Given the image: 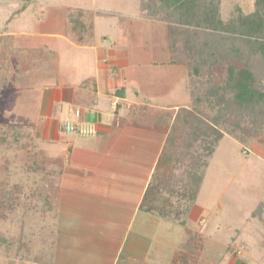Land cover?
<instances>
[{
    "label": "crops",
    "instance_id": "0c3cea01",
    "mask_svg": "<svg viewBox=\"0 0 264 264\" xmlns=\"http://www.w3.org/2000/svg\"><path fill=\"white\" fill-rule=\"evenodd\" d=\"M75 11L84 12L69 0H0V91L10 92L13 106L33 115L24 126L33 128L40 155L56 172L49 188L85 180L76 190L78 203L90 199L94 211L84 238L58 244V237H46L33 264L191 263L193 250L204 249L202 227L209 221V209L200 216L201 226L195 211L198 200L185 224L151 209L156 196L151 188L168 136L167 113L174 119L179 108L191 102L184 91L188 68L171 61L169 25L142 14L140 0L142 18L166 23L158 29L163 36L155 32L149 41L161 42L154 43L155 53L167 56L153 62L169 75L155 73L148 79L135 73L144 48L134 46L128 31L122 29L118 37L119 44L127 39L125 47L112 36L104 35L100 42L93 39V26L80 33L73 29L69 14ZM81 15L85 22V13ZM124 57L127 63L121 61ZM67 121L93 127L94 132H67ZM253 154L264 162V147ZM58 211L51 204L45 218L50 214L56 220ZM254 211L252 219L259 218L258 229L264 233V195ZM244 232L239 229L232 236L233 243L226 245L216 264H264L263 233L252 249L241 237ZM69 234L83 235L80 230Z\"/></svg>",
    "mask_w": 264,
    "mask_h": 264
},
{
    "label": "rangeland",
    "instance_id": "374dc122",
    "mask_svg": "<svg viewBox=\"0 0 264 264\" xmlns=\"http://www.w3.org/2000/svg\"><path fill=\"white\" fill-rule=\"evenodd\" d=\"M149 2L154 4V0L144 2L148 8L145 9L147 14L157 17V20L166 19L174 44V55L189 67V108L194 114L190 116L189 113L182 112L184 107L179 108V120H176L174 126L178 128L180 140L177 148L169 154L170 161L160 184L163 190L155 196L151 209L165 214L169 220L187 223L196 202L191 204V196H184L188 188H197L194 187L195 181L191 177L193 169L196 168L194 158L199 155L205 164L208 146L206 140L216 138L215 129L220 131L222 138L206 168L200 196L198 194L196 199L198 201L195 211L199 225L202 223L200 216L206 215V208L209 209V221L202 227L206 234L204 249L193 250V261L188 263L207 264L208 261L216 264L219 263L226 245L233 243L232 236L239 229L245 231L241 237L251 244L252 249L257 248L264 236L258 229L259 218L252 219L256 201L264 195V162L257 161L253 154L255 149L264 147V114L255 119V123L260 126V129H255L257 125L247 121L248 116H243L240 112L243 110L237 109V105L227 109L233 100V93L226 84L228 72L226 65L217 63L212 55L214 51L218 55L226 56L227 51L224 48L217 49L220 43L215 42L213 33H195L193 26L170 19L167 11L161 10L167 0H157L154 6H149ZM69 3L83 9L85 26L82 28L83 31H88L93 26V39L100 41L104 35L112 36L116 38L118 45L125 47L127 39H121L125 42L119 44L121 30H126L133 36L134 46L142 50L144 48L137 64L140 71H135L136 74H145L148 79L155 73L159 75L166 72L169 75L168 71L153 62L167 56L155 53L161 42L156 41V38L149 41V37L155 32L163 36L158 29L161 25L166 26V23L142 18L139 14L140 0H69ZM252 11L254 0L220 2V14L224 21H229L239 12ZM164 34L166 36V31ZM208 41L211 42L209 46ZM156 42L158 45L154 44ZM251 47L254 48V45ZM109 49L111 50L110 47L107 48L108 51ZM247 49L245 54L248 56L243 63L240 61L241 65L248 63L254 68L257 85L264 89L262 56L258 52H252L250 47ZM141 56H144L145 61ZM227 57H231L230 54ZM121 61L127 63V58L124 57ZM167 88L170 87L167 85ZM30 115L32 114L28 109L13 106V95L10 92L0 91V124H13L24 128L16 135L7 134L4 143H0V264H33V255L38 252L46 237H58V244H63V240L67 239L72 241V238L78 243V237L84 238V233L90 229L91 226L87 223L92 221L91 214H94L90 199H83L78 203L79 193L76 190L82 188L79 185L85 180L78 181L75 186L72 183L71 186L49 188L56 172L48 168L44 156L40 155L33 137V128L30 125L24 126L29 117L33 121V115ZM48 191L49 201L45 197ZM85 194L83 191L80 195ZM49 203L59 210L54 213L56 220L50 218V214L49 218H45L46 209L51 207ZM254 213L258 214L259 211L255 210ZM77 230L83 235L74 237L69 234H74ZM48 245L50 244H47V249ZM255 251L251 250L253 253Z\"/></svg>",
    "mask_w": 264,
    "mask_h": 264
},
{
    "label": "trees",
    "instance_id": "16d2710c",
    "mask_svg": "<svg viewBox=\"0 0 264 264\" xmlns=\"http://www.w3.org/2000/svg\"><path fill=\"white\" fill-rule=\"evenodd\" d=\"M145 1L146 0H141L142 14L151 18H157L147 14L145 9L148 8L144 4ZM163 1L166 2V0ZM156 2L157 0H154V4L149 2V6H154ZM220 2L221 0H167V4H163L161 10H166L168 17L170 19H175V22L193 26L195 33L198 31L200 33H205V31L213 33L215 36V42L218 41L220 43V46L217 49L224 48L227 51L226 56H223L222 54L218 55L217 52L214 51L212 52L217 63H224L228 72L226 84L233 93V100L231 105H228L227 109H232L237 105V109L240 108L243 110L240 111L242 115L248 116L247 121L256 124L255 119L264 114V109H262V106L264 105V89L259 88L257 85V76L254 68L248 63L241 65V62L246 60L245 57L248 55L245 53L248 50L247 48L250 47V49H253L252 52L255 51L261 54L263 59L262 65L264 67V0H254V11L250 13L239 12L237 15L229 19V21H224L221 17ZM158 10L159 9L156 11L157 13L159 12ZM153 12H155V10H153ZM81 14L80 11L70 12L69 14L70 21L74 22L73 29L79 31V33L84 30V28H82L83 25L85 26ZM160 20H164V18H161ZM164 21H166V19ZM80 37L81 39L84 38L83 35ZM169 41L172 55L171 61L186 65L179 61L174 55L175 50L170 28ZM210 44L211 42L208 41L207 46ZM252 45H254V48L251 47ZM227 54L228 56L230 54L231 57H227ZM187 68L188 78L184 85V91L191 99L190 70L188 66ZM180 111L181 110H178L174 119L172 113H167L168 115L164 122L166 124V129L168 130V136L157 167V182L151 188L155 191L153 192L154 195H157L158 192L163 190L160 187V184L170 161L169 154L177 148V144L180 140L181 135L178 132V128L174 126L176 120H179ZM184 111L189 113L190 116L194 115L189 106L184 107L182 112ZM21 129L24 128L13 124H0V143H4L7 134L16 135ZM255 129H260V126L257 125V128ZM5 130L6 133L4 134L3 131ZM214 132H217L216 138L210 141L206 140L208 146L206 160L204 161L205 164L202 163V160L198 157L199 155L194 158L196 168L193 169V172L191 173L193 176L191 177H193V182L195 181V183H193L194 187L197 186V188L195 190L188 188L184 195L191 196L189 201L191 204H193L198 197L206 168L208 167L210 160L213 158L217 143L223 135L216 129ZM148 196L149 195H147V197Z\"/></svg>",
    "mask_w": 264,
    "mask_h": 264
},
{
    "label": "built area",
    "instance_id": "2783aa9c",
    "mask_svg": "<svg viewBox=\"0 0 264 264\" xmlns=\"http://www.w3.org/2000/svg\"><path fill=\"white\" fill-rule=\"evenodd\" d=\"M65 129L67 132L78 131L80 134H84V135L92 134L94 132L93 127H89L84 124L77 125L74 124L73 121H67L65 123Z\"/></svg>",
    "mask_w": 264,
    "mask_h": 264
}]
</instances>
